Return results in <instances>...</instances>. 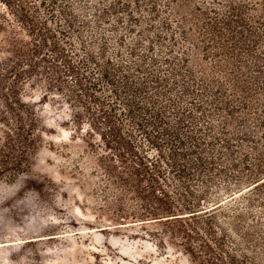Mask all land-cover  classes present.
<instances>
[{
  "label": "rangeland",
  "instance_id": "obj_1",
  "mask_svg": "<svg viewBox=\"0 0 264 264\" xmlns=\"http://www.w3.org/2000/svg\"><path fill=\"white\" fill-rule=\"evenodd\" d=\"M63 5L75 16L82 48L103 46L108 56L124 64L136 62L144 68L143 72L131 70L136 80L153 75L167 78L156 98L166 102L171 125L179 121V112L187 114L201 102L204 75L210 79L215 73L227 90L220 96L219 107L208 105L210 114L186 117L181 132L185 136L194 132L209 156L221 152L222 139L229 137L237 148L236 158L245 152L254 158L253 143L241 138L245 132L252 135L262 130L258 120L264 117V0H57L58 10ZM181 11L190 19L186 26L195 46L181 33ZM233 13L244 21L238 24ZM217 20L223 35L211 44L209 22ZM223 38L224 44L234 47V56L213 55ZM190 54L197 63L195 78L188 72L195 66L188 63ZM5 57L0 53V60ZM217 64L222 67L216 68ZM237 64L245 66L247 76L241 79L255 91L250 103L256 105L249 110L242 104L243 93L230 83ZM27 87L23 98L36 108L40 120L38 144L24 173L14 180L0 178V264H197L181 238L167 234L162 222L133 217L147 212L148 200L122 195L109 183L99 166L103 153L98 151L99 139L88 134L86 124L82 131L72 124L71 107L62 104L60 96L49 95L45 101V90L36 83ZM217 95L212 89L208 101L215 103ZM227 98L230 104H225ZM229 107H235L236 119L227 111ZM239 118L247 119L246 127ZM227 120L234 123L226 126ZM207 122L214 123L211 131ZM230 160H217L206 171L207 187L197 180L191 186L211 200L222 201L216 231L222 235L228 230L230 235L223 236L226 249L240 252L238 242H242L264 264V186L235 185L246 172L233 169ZM163 166L169 173V167ZM219 166H224L223 171H218ZM168 176L166 188L174 195L183 193V184L171 173ZM29 180L41 182V191L30 187ZM232 221L237 232L230 231Z\"/></svg>",
  "mask_w": 264,
  "mask_h": 264
},
{
  "label": "trees",
  "instance_id": "obj_2",
  "mask_svg": "<svg viewBox=\"0 0 264 264\" xmlns=\"http://www.w3.org/2000/svg\"><path fill=\"white\" fill-rule=\"evenodd\" d=\"M230 8L237 10L232 4ZM178 15L185 41L195 46L194 37L186 26L189 17L182 11ZM232 15L239 19L238 24L244 21L243 16ZM209 23L212 44L223 34L218 28L221 21ZM75 25L73 12L64 5L58 10L57 0H0V53L6 56L0 60V178L14 180L31 165L38 144L40 120L36 108L24 100L23 94L27 84L36 83L45 90L42 97L45 101L49 95L60 96L61 103L71 107L72 124L80 131L86 124L90 130L87 129L88 134L93 139L98 137V151H103L99 166L109 183L122 195L148 200L147 212L134 214L135 219L162 222L167 234L181 238L185 251L197 264H261L242 242H238L240 252L226 249L223 236L230 235L228 230L222 235L216 231L221 225L217 214L223 208L222 201L211 200L203 192L193 190L191 183L197 180L207 187L206 171L217 164V160L230 158L233 169L246 172L235 185L264 186V117L258 120L260 132L257 130L252 135L245 132L241 138L242 142L253 143L254 158L247 152L236 158L237 148L229 137L222 139L221 152L209 156L203 152L201 140L194 132L186 136L181 132L185 123L181 121L202 112L210 114L207 113L211 111L208 105L219 107L220 96L227 90L215 73L210 79L204 75L201 84L206 92H200L201 102L194 104L187 114L179 112V121L171 125L166 102L156 98L158 87L167 78L153 75L151 79L136 80L131 70L143 72L141 65L124 64L108 56L103 46L98 50L82 48L84 42L77 38ZM224 41L223 38L221 45L216 43L219 47L213 55L234 56V47L230 48ZM189 57L188 63L195 62V66L191 65L188 72L195 78L198 76L194 69L197 63L192 54ZM215 67H222V64ZM244 67L237 64V72L229 78L235 91L243 93L246 100L242 104L249 110L256 105L254 101L250 103L255 91L247 80L241 79L247 76ZM212 89L218 91L215 103L211 99L208 101ZM224 102L230 104V99ZM233 109L235 107H229L227 111L235 117ZM246 120L238 119L243 127H246ZM232 123L234 121L227 120L224 125ZM206 125L210 131L214 127L213 122ZM188 139L190 145H187ZM193 154L196 155L190 158ZM163 164L169 167L172 177L183 184V193L174 195L166 188L169 173L165 172ZM217 169L223 171L224 166ZM29 185L41 191V182L29 180ZM231 188L227 186L226 190ZM229 225L230 231H238L234 221Z\"/></svg>",
  "mask_w": 264,
  "mask_h": 264
}]
</instances>
